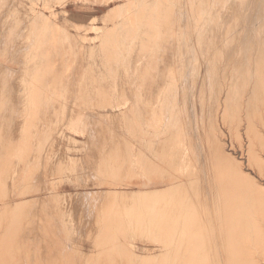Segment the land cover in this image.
I'll return each mask as SVG.
<instances>
[{
    "label": "bare ground",
    "instance_id": "bare-ground-1",
    "mask_svg": "<svg viewBox=\"0 0 264 264\" xmlns=\"http://www.w3.org/2000/svg\"><path fill=\"white\" fill-rule=\"evenodd\" d=\"M15 2L0 0V264H264V0L165 1L166 24L177 32V44L157 58L151 49L158 40L148 39L143 63L149 71L134 62L131 48L126 50L134 61L104 62L115 70L119 91L111 95L113 103L102 105L89 102L94 94L82 93L71 80L51 77L49 69L38 85L22 87L35 79L38 67L20 62L27 43L20 10L4 13ZM116 9L100 19L103 27L67 30L63 37L70 42L63 38L67 44L61 47L39 42L41 62L66 45L86 49L83 42L92 35V41L101 40L108 22L120 27ZM126 50L115 57H125ZM129 68L138 73L136 84L120 76ZM28 96L58 97L55 110L63 107L76 126L74 137L65 135L63 124L55 125L49 137L58 149L49 148L41 136L47 117L35 124L23 119L31 109L16 98ZM73 99H79L74 108ZM166 112L167 124L145 126L148 114L161 121ZM121 120L135 126H121ZM66 138L72 153L85 151V168L99 162V172L83 177L99 180L100 191L55 189L62 185L53 178L55 159L51 165L44 161L69 148L60 147ZM137 148L139 168L159 169L162 183L149 181L136 190V183H128L120 169ZM66 154V163L61 161L68 165L72 156ZM110 171L118 172V180L103 183ZM62 195L72 199L75 226L91 245L87 255L70 250L68 243L78 239L65 236L72 226L65 221L70 213L58 204ZM110 206V215L97 214ZM136 208L153 209L157 222L148 225L125 212ZM147 228L164 250L141 258L129 240L143 237Z\"/></svg>",
    "mask_w": 264,
    "mask_h": 264
},
{
    "label": "rangeland",
    "instance_id": "rangeland-1",
    "mask_svg": "<svg viewBox=\"0 0 264 264\" xmlns=\"http://www.w3.org/2000/svg\"><path fill=\"white\" fill-rule=\"evenodd\" d=\"M15 1V7L8 9V12L6 11L4 13H17L16 10L18 8L19 9L17 11L20 10V12L22 13L21 16V13L18 12L19 16L17 15V17L21 18H19L20 22L23 23V25L20 24L21 26H23L21 34L25 37V39L23 38V40H26L28 44L25 42V44L23 45L25 50L23 48L22 50L23 52L26 51V53L24 52L25 55L22 56L20 62L23 63L25 61L31 66L38 67L36 75L32 76L37 80L29 78V81L22 82V87H33L38 85L40 83L39 79H41L44 75V69H49V71H52L50 74L51 77H60L71 80V83L82 93L88 92L94 94V97L90 99L89 102L96 100L101 105L108 101H111L113 103V101L115 100L111 98V95L119 91V83L116 81L117 75L115 73V70L108 68L106 65H104V62L109 61L112 64H121L125 61L131 60L132 58L128 57L131 52L129 53V51L126 50L127 48H131L136 55L135 61L133 59L132 61L141 62L143 65L142 70L149 71V68H144L143 63V55L145 54L143 49L145 46H147L148 39L155 38L158 40L156 47L151 49L154 56H157V58H160L164 55V51L168 46L173 43L177 44V32L175 31L174 27H168L166 24L168 15V13L166 12L170 8H164V3L167 0H145V2L149 3H145L143 0H129L128 2H124L123 0L120 3L109 4V9L107 8V5H105L108 0ZM19 4H21L22 7H19ZM114 8H117L114 13V21L119 22L121 24L120 27H113L112 23L108 22L109 28H107L100 34L101 36H103L101 40L96 39L92 41L93 38L97 37L95 35H92V38H90V40L83 42L86 45V49L81 50L80 48H74L70 45H66L63 49L57 50L56 55L48 59L47 63L41 62L38 44H56L57 46L61 47L63 43L70 42V40H67L63 37L67 30H70L71 33H74V27L86 29L94 24L103 27L101 23H103L104 21H100V19L104 17V14L107 13L108 10H112ZM150 9H152V13H146V11ZM63 40L65 42H63ZM71 43L73 44L72 41ZM121 49L126 50V56L115 57V53ZM74 53L79 54L80 59H78V56L75 58ZM69 55H71V57H69ZM122 75L123 77L127 78L130 83L136 84L138 73L136 74L135 69L129 68V70H123L120 76ZM104 94H109V96L103 97L102 95ZM16 100L17 103L20 102L26 104L31 109V111L25 113L23 117L27 124H35L42 116L47 117V123L45 124V126H43L44 129L41 131V136L43 137V141L47 143V146L49 148L58 149V145H56L54 141L55 139H50L49 137V135L53 133L52 128L55 125L63 124L66 130L64 131V133L66 132L65 135H68V137H74V132L71 130H76V126L73 124L70 118L66 117L67 114H65V112L63 111V107L58 111L55 110L56 103H58L59 100L58 97L28 96L23 99L16 98ZM36 102H47V105L38 106L39 108H35L34 104ZM77 102H79V99H73L71 102V106L74 108V105ZM170 111L171 110H169V112ZM168 115L169 113L166 112L165 116L161 118L160 121V115L153 116L150 113L148 114V116H146L145 126L152 125L153 128V125L167 124ZM120 122L121 126H135V124L132 122L128 124L126 120H121ZM132 134L134 133H128V135ZM131 139L135 140V138L133 137H131ZM66 140L67 138L62 141L63 143L61 144L63 146L61 145L60 147H63L64 149L65 145L67 144L69 148L66 147L68 149H64V151L70 150V153L69 151L63 152L61 148L60 150L63 152L61 153L62 155L68 153L69 156H72V158H68V165L63 163L66 161L65 156L67 154L65 156L63 155L60 160L57 157L61 156V154H57V159L50 157L45 159L44 161V165H51V163L55 159L56 169L53 171V178L57 184L61 183L63 185H57L55 189H66L73 194H75V192L83 193L87 191L91 192L94 190L100 191L98 187L99 180L92 177L91 179L90 177L89 179L83 177H87L89 174L88 172H99V169H97L99 166V162L94 163L91 168H85V151L77 149L76 152L74 151L72 153L73 145L70 142L69 143L71 145H68V143L66 142L69 140ZM79 141L83 140L79 139ZM61 151H59V153ZM133 151L134 152L132 153L126 154L125 165H122L120 169L122 173H126L128 175V183H136L137 185H135L134 187L135 190L149 181L162 183L163 181L161 180V171L159 169H153L150 171L141 170L139 168L140 157L138 148L134 149ZM61 160H63V162ZM123 166H125V168H123ZM82 172L87 174L81 175ZM117 174L118 172H107L105 177L102 179L103 183H111L117 181ZM120 189L122 188H119L117 190ZM62 196L60 198L58 197V200L60 201H58L59 203L57 202L60 206V209H65L69 213L70 210L73 209V211H71L74 212L75 207L73 206L74 204L72 203V199ZM111 202L112 201L108 203ZM111 209L112 206L106 207V209L97 212V214H102L103 216L110 215ZM125 212H133L138 219L144 221L148 225H154V223L157 222V217L154 215L153 209L138 210L136 208L134 209V211L125 209ZM71 213L68 214L70 215V217L68 216L65 220L71 224L72 228L68 229L71 232H68L67 230L65 236H67L68 233L74 234L75 237L77 236L78 240H75L76 242H69L68 245L69 247H71L70 250L72 249L71 251L74 252V256L75 254L77 257L82 254L87 255V253H89V251L87 250H91V245L87 243L88 240L86 242L84 241L86 237H84L80 233V230L76 228V218L74 217V215L72 216ZM145 231L146 234L143 237L134 236L129 240L130 247L133 248V245L136 244L139 249L137 250L133 248L135 250L134 252H136L137 255L142 256L141 258H144L148 255H161L164 250V244L157 236L153 234L150 228H147ZM79 235H81V237ZM81 239H84L83 241L85 243L82 242ZM78 241L79 244H77ZM80 242L84 244H80ZM70 244L72 245L70 246ZM79 245H82L83 247L80 246V249H83L82 251L78 250L76 252L77 248H79ZM142 248L146 253L142 254ZM52 261L57 262L59 261V259L52 258Z\"/></svg>",
    "mask_w": 264,
    "mask_h": 264
}]
</instances>
